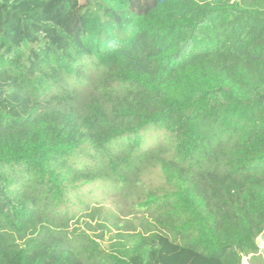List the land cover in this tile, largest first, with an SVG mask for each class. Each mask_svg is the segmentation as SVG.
I'll return each instance as SVG.
<instances>
[{"label":"trees","instance_id":"1","mask_svg":"<svg viewBox=\"0 0 264 264\" xmlns=\"http://www.w3.org/2000/svg\"><path fill=\"white\" fill-rule=\"evenodd\" d=\"M153 167L139 231L68 236L73 191ZM263 234L264 0H0V264H264Z\"/></svg>","mask_w":264,"mask_h":264},{"label":"rangeland","instance_id":"2","mask_svg":"<svg viewBox=\"0 0 264 264\" xmlns=\"http://www.w3.org/2000/svg\"><path fill=\"white\" fill-rule=\"evenodd\" d=\"M80 2L84 4L85 0H80ZM147 133L148 136L146 138V142L150 146H154V142L156 140L163 142L169 139V137L163 133L157 135L152 133V131H148ZM139 180L142 188H134V191H132L127 198L122 199L121 194L116 192V187L111 183L104 181H99L96 182L95 185L87 186V188L83 190V193L73 191L72 199L68 203L62 204L58 210L63 215L66 213L67 217L72 219L69 222L68 236H72L71 231L74 232V229H77L76 234L85 230L95 238H99V236L103 233L102 244L104 247H107L111 241L116 240L117 228L114 226L116 222L114 219L121 225H125L128 222L130 223L127 224L129 226L128 229H126V232H133L134 228H136V231H139L141 228L140 219L145 218L146 220L151 221L152 218L148 213L140 212L137 214L135 205H137L139 201L145 199V194L149 190L165 186V178L163 177V174H161L159 168L153 167L150 168L149 171H145L139 177ZM142 191H144V194L141 193ZM74 195H76L77 198H75ZM80 201H83L84 205L81 206L79 204ZM95 209L100 210V215L110 218L107 222V229H102L99 226L102 223L99 216L98 219H94L93 221L90 219L88 220L91 221V229L85 227L87 217L84 216ZM112 216L114 218H112Z\"/></svg>","mask_w":264,"mask_h":264},{"label":"built area","instance_id":"3","mask_svg":"<svg viewBox=\"0 0 264 264\" xmlns=\"http://www.w3.org/2000/svg\"><path fill=\"white\" fill-rule=\"evenodd\" d=\"M257 252L264 256V234L259 236L256 240ZM241 264H253L249 256L244 257Z\"/></svg>","mask_w":264,"mask_h":264}]
</instances>
